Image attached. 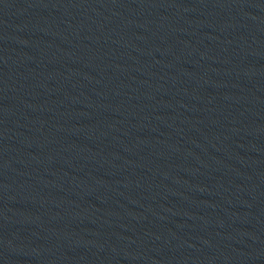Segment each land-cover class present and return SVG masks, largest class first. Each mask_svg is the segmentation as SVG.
Masks as SVG:
<instances>
[{"label": "water", "instance_id": "1", "mask_svg": "<svg viewBox=\"0 0 264 264\" xmlns=\"http://www.w3.org/2000/svg\"><path fill=\"white\" fill-rule=\"evenodd\" d=\"M0 264H264V0H0Z\"/></svg>", "mask_w": 264, "mask_h": 264}]
</instances>
